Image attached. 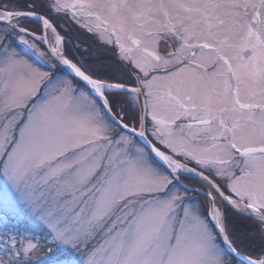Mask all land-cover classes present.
Wrapping results in <instances>:
<instances>
[{
	"label": "snow or ice",
	"instance_id": "1",
	"mask_svg": "<svg viewBox=\"0 0 264 264\" xmlns=\"http://www.w3.org/2000/svg\"><path fill=\"white\" fill-rule=\"evenodd\" d=\"M229 209L264 235V0H0V264H264Z\"/></svg>",
	"mask_w": 264,
	"mask_h": 264
},
{
	"label": "rangeland",
	"instance_id": "2",
	"mask_svg": "<svg viewBox=\"0 0 264 264\" xmlns=\"http://www.w3.org/2000/svg\"><path fill=\"white\" fill-rule=\"evenodd\" d=\"M60 23H63L60 21ZM64 24V23H63ZM29 27L35 29V25L30 22ZM64 30H67L65 25H62ZM65 35V34H64ZM76 35V34H75ZM74 35V36H75ZM68 40L65 39L63 47L67 50L70 56H73L75 59H80L83 61L86 68L91 69L92 71L99 73L102 77L106 78H124L127 79V73L124 69L112 60L117 55V51L114 45H107L101 42L97 36L96 44L97 46H102L103 50L101 52H95L90 48L83 46V44H78L75 41H70L69 36L65 35ZM78 45V47H77ZM23 48L24 46L21 45ZM30 51V50H28ZM38 58V57H36ZM32 59L34 60L33 56ZM86 63H85V62ZM193 185L194 183H189ZM195 185V184H194ZM2 255V253H0Z\"/></svg>",
	"mask_w": 264,
	"mask_h": 264
},
{
	"label": "trees",
	"instance_id": "3",
	"mask_svg": "<svg viewBox=\"0 0 264 264\" xmlns=\"http://www.w3.org/2000/svg\"><path fill=\"white\" fill-rule=\"evenodd\" d=\"M86 44L89 45V43ZM112 61L115 62L116 59L114 58ZM227 219L229 226L234 230L235 235L244 239L245 244L258 253L261 244L264 243V235H262L261 230L257 227L256 222L245 216L237 215L236 212L231 209L228 211Z\"/></svg>",
	"mask_w": 264,
	"mask_h": 264
},
{
	"label": "flooded vegetation",
	"instance_id": "4",
	"mask_svg": "<svg viewBox=\"0 0 264 264\" xmlns=\"http://www.w3.org/2000/svg\"><path fill=\"white\" fill-rule=\"evenodd\" d=\"M164 50V46H162V51Z\"/></svg>",
	"mask_w": 264,
	"mask_h": 264
}]
</instances>
